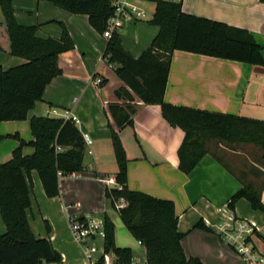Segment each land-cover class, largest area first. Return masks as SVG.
Returning a JSON list of instances; mask_svg holds the SVG:
<instances>
[{
    "label": "crops",
    "instance_id": "1",
    "mask_svg": "<svg viewBox=\"0 0 264 264\" xmlns=\"http://www.w3.org/2000/svg\"><path fill=\"white\" fill-rule=\"evenodd\" d=\"M181 6L185 14L247 30L261 47L264 59V4L259 0H182ZM12 8L18 24L37 26L38 38L60 39L64 27L73 49L59 55L61 75L48 84L42 100L28 112L26 120L1 122L0 136L17 134L25 143H31L32 117L65 120L75 117L78 121L75 126L82 137L87 135L92 141L91 145H85L84 170L61 179L58 196L48 198L37 172H30L32 191L27 218L33 235L50 240L62 258L61 264H90L84 247L93 245L97 248L93 256L96 264L102 256L103 241H75L69 221L74 217L102 220L107 217L114 224L116 246L130 248L133 262L145 264V248L122 225L118 212L105 197L107 186L102 181L117 172L108 124L115 129L116 126L108 114V105L124 104L115 94L123 83L103 56L108 39L90 26L86 15L71 14L48 0H12ZM148 21H127L119 33L122 46L134 59L142 55L158 33V28ZM3 22L0 9V26ZM0 45L2 69L25 62L9 54V43L1 27ZM96 80L104 83L96 85ZM164 102L264 121V66L174 51ZM131 106L135 109L133 125L119 131L128 161V188L173 202L177 229L182 234L180 244L187 258H198L203 264H245L215 231L226 219L246 220L255 225L254 242L263 249L261 239H264L258 235L264 234V214L253 210L245 199L238 200L233 210L228 208L231 196L243 183L264 180L263 175L255 172L254 167H259L248 153L252 148L259 149L250 145L230 149L212 141L208 153L190 173L184 174L178 169L177 156L184 137L182 130L171 127L157 105L147 106L136 100ZM19 146L18 140H1L0 164L7 162ZM33 153L31 146L22 148L24 156ZM258 170L264 174L263 169ZM259 189L263 203L264 186ZM200 221L211 231L194 228ZM4 233L0 217V235ZM109 257L115 261L113 254Z\"/></svg>",
    "mask_w": 264,
    "mask_h": 264
},
{
    "label": "trees",
    "instance_id": "2",
    "mask_svg": "<svg viewBox=\"0 0 264 264\" xmlns=\"http://www.w3.org/2000/svg\"><path fill=\"white\" fill-rule=\"evenodd\" d=\"M48 1L71 14L86 15L90 26L100 34L112 14L111 0ZM259 2L264 4V0ZM0 9L4 17L0 27L9 43V54L25 60L6 70L0 67V123L24 121L42 100L48 84L61 75L58 57L72 50L73 43L64 27L60 39H41L36 36L37 26L18 24L12 0H0ZM148 23L156 26L158 33L139 58L134 59L124 49L119 34L107 40L103 55L123 83L115 94L124 101L123 105H108V114L116 126L115 129L108 124L117 172L115 186L106 187L105 197L114 209L119 199L125 201V207L116 211L129 234L145 248V264H203L198 258H187L184 254L173 202L128 188V161L119 131L133 125L135 109L131 103L138 100L147 106H159L163 119L184 133L177 151L178 169L184 174L190 173L208 153V144L212 141L230 149L238 145L256 147L264 159V121L164 102L174 51L254 66H264V59L261 47L247 30L185 14L181 3L157 0ZM29 126L34 138L31 143H25L17 134L0 136V141L10 138L20 143L11 158L0 164V217L5 226V233L0 235V264H61L62 258L50 240L36 238L31 231L27 218L32 191L30 172H37L48 198L58 196L61 179L84 170L85 143L71 119L32 117ZM27 145L34 148L31 156L22 154V148ZM214 155L217 157L215 152ZM240 199L264 214L261 191L253 182L243 183L231 196L228 208L233 210ZM103 222V250L114 255L113 264H139L133 262L130 248L116 246L112 221L104 217ZM45 226L49 233L46 222ZM194 228L211 231L202 221ZM96 264H103L102 257Z\"/></svg>",
    "mask_w": 264,
    "mask_h": 264
},
{
    "label": "built area",
    "instance_id": "3",
    "mask_svg": "<svg viewBox=\"0 0 264 264\" xmlns=\"http://www.w3.org/2000/svg\"><path fill=\"white\" fill-rule=\"evenodd\" d=\"M157 0H111L110 6L112 14L107 20L106 29L102 33V37L109 39L113 34H119L127 21H145L146 11L141 6L142 3L153 4L156 6ZM170 4L182 3V0H160ZM100 80H96V85L100 84ZM71 119L75 124L78 123L75 117ZM85 145H91L92 141L87 135L83 136ZM102 181L107 187L115 186L114 177L103 178ZM126 203L123 199H119L116 204V210L125 207ZM76 206H79L78 204ZM69 231L72 238L77 242H85L87 240L99 239L103 241L105 238L104 222L102 219L95 218H71L69 221ZM217 235L247 264H264V255L256 248L254 241L256 239L257 230L253 223L243 219L229 218L222 221L217 227ZM139 243V242H138ZM140 244V243H139ZM97 252V248L93 245L84 247V254L90 264L94 263L93 256ZM110 254L102 252L103 264H113L109 257ZM46 264V263H42Z\"/></svg>",
    "mask_w": 264,
    "mask_h": 264
},
{
    "label": "rangeland",
    "instance_id": "4",
    "mask_svg": "<svg viewBox=\"0 0 264 264\" xmlns=\"http://www.w3.org/2000/svg\"><path fill=\"white\" fill-rule=\"evenodd\" d=\"M141 6L145 9L146 11V19L147 21L150 20L153 16V13L155 11V6L153 4H147V3H142ZM248 153H250V157H251V160L253 161V163L256 164V166H258L259 168L258 169H263L264 170V159L262 157V153L260 150H256L255 148H252V151H249ZM250 165V164H248ZM254 169L256 170L255 172L257 173H260L261 175L264 176L263 172H261V170H258L257 168L254 167ZM253 183H255V185L258 187V188H261L264 186V180H254ZM264 203V202H263ZM261 237L264 239V234L263 233H260ZM262 241V244H264V241L261 239ZM225 245H227L226 243H224ZM254 245L256 246V248L264 255V245H263V249H260V245L256 242H254ZM227 247L233 251L231 249V247H229L227 245ZM234 252V251H233ZM235 253V252H234ZM236 254V253H235ZM237 255V254H236ZM238 256V255H237ZM239 257V256H238ZM240 258V257H239ZM246 264V263H245Z\"/></svg>",
    "mask_w": 264,
    "mask_h": 264
}]
</instances>
